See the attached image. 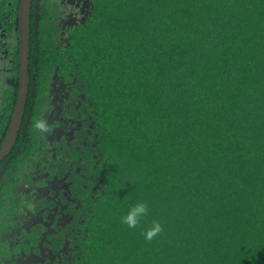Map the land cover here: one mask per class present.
Listing matches in <instances>:
<instances>
[{
  "label": "trees",
  "instance_id": "1",
  "mask_svg": "<svg viewBox=\"0 0 264 264\" xmlns=\"http://www.w3.org/2000/svg\"><path fill=\"white\" fill-rule=\"evenodd\" d=\"M4 3L12 30L17 0ZM54 6L31 15L29 70L43 87L73 78L91 110L87 144L69 140L58 161L89 264H264V0H91L74 23ZM34 82L37 119L48 105ZM16 86L1 101L0 142ZM29 126L1 164L49 159ZM137 201L149 214L129 229L121 216ZM153 220L162 232L147 240Z\"/></svg>",
  "mask_w": 264,
  "mask_h": 264
},
{
  "label": "flooded vegetation",
  "instance_id": "2",
  "mask_svg": "<svg viewBox=\"0 0 264 264\" xmlns=\"http://www.w3.org/2000/svg\"><path fill=\"white\" fill-rule=\"evenodd\" d=\"M20 1L17 0L16 3L13 29L0 24V106L4 91L9 87V80L16 79L17 84L14 103L6 113L9 123L0 147L9 132L18 100ZM46 2L49 0L31 1L29 47L31 15L38 20ZM90 3L91 0H53L55 4L53 9L57 6L61 11V18L74 23L75 16L80 17L76 12V6L86 10ZM4 4L11 6V0H5ZM10 11H4V21L10 15ZM16 48L18 52L17 56H14ZM13 57L16 72L13 71ZM27 71L29 80L26 98L15 142L9 154L0 160V264H89L92 245L88 229L84 225V213L78 206H71L73 203L69 187L70 184L73 185L71 181L73 177L67 175L68 168L65 164L64 166L58 164V161L65 163V160L70 158L64 151V146L68 145L69 140L76 146L87 144L82 134L88 131L87 125L92 120L91 110L82 103L84 101L81 88L73 87V78L62 77L57 83L50 79L43 87L36 75L31 76L29 53ZM32 79L40 90H46L44 105H48L46 108L43 107V115L37 119L34 118L29 105L30 94H37L35 88L31 87ZM31 120L35 125L42 123L44 126L43 129L39 128L42 133H38L37 139H40L39 145H42L40 149L51 153L49 159L44 155L33 156L21 163L20 168L11 166L8 162L1 164L13 153L18 139L25 140L20 133L22 128L24 129V123L31 124L29 127L37 132ZM28 138L31 139V136L28 135ZM71 167L74 168V165Z\"/></svg>",
  "mask_w": 264,
  "mask_h": 264
},
{
  "label": "water",
  "instance_id": "3",
  "mask_svg": "<svg viewBox=\"0 0 264 264\" xmlns=\"http://www.w3.org/2000/svg\"><path fill=\"white\" fill-rule=\"evenodd\" d=\"M32 0H21L19 7V92L16 106V112L10 125L6 139L0 147V160L9 154L15 142L16 132L20 125V117L23 111V106L26 98L28 86V53H29V16Z\"/></svg>",
  "mask_w": 264,
  "mask_h": 264
},
{
  "label": "clouds",
  "instance_id": "4",
  "mask_svg": "<svg viewBox=\"0 0 264 264\" xmlns=\"http://www.w3.org/2000/svg\"><path fill=\"white\" fill-rule=\"evenodd\" d=\"M38 128L43 129V124H38ZM149 214V206L144 201H137L131 205L127 212L121 216V223L126 225L129 229H135L144 217ZM162 232V225L153 220L151 226L147 228L142 234L145 239L152 240Z\"/></svg>",
  "mask_w": 264,
  "mask_h": 264
},
{
  "label": "rangeland",
  "instance_id": "5",
  "mask_svg": "<svg viewBox=\"0 0 264 264\" xmlns=\"http://www.w3.org/2000/svg\"><path fill=\"white\" fill-rule=\"evenodd\" d=\"M0 94H1V89H0Z\"/></svg>",
  "mask_w": 264,
  "mask_h": 264
}]
</instances>
